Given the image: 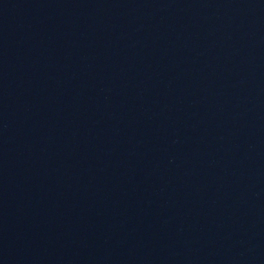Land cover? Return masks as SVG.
<instances>
[{
	"label": "water",
	"instance_id": "obj_1",
	"mask_svg": "<svg viewBox=\"0 0 264 264\" xmlns=\"http://www.w3.org/2000/svg\"><path fill=\"white\" fill-rule=\"evenodd\" d=\"M53 264H264V0H151Z\"/></svg>",
	"mask_w": 264,
	"mask_h": 264
}]
</instances>
